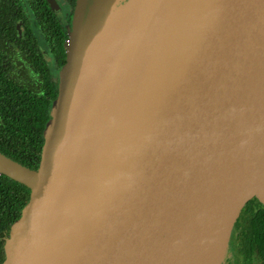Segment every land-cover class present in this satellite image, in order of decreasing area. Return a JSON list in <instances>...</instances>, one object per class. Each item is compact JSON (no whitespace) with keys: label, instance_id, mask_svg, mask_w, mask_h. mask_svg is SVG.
Listing matches in <instances>:
<instances>
[{"label":"water","instance_id":"1","mask_svg":"<svg viewBox=\"0 0 264 264\" xmlns=\"http://www.w3.org/2000/svg\"><path fill=\"white\" fill-rule=\"evenodd\" d=\"M120 1L75 0L38 168L0 153L2 264H223L264 206V0Z\"/></svg>","mask_w":264,"mask_h":264},{"label":"trees","instance_id":"2","mask_svg":"<svg viewBox=\"0 0 264 264\" xmlns=\"http://www.w3.org/2000/svg\"><path fill=\"white\" fill-rule=\"evenodd\" d=\"M63 1L71 8L75 5V0ZM37 37L49 43V53L60 69L65 63L67 34L48 2L0 0V153L31 170L38 168L43 130L58 91V82L52 81L33 45ZM29 192L25 185L0 175V264L9 228L20 217ZM249 208L264 211L256 199L245 206L244 212ZM252 220L251 227L241 230L243 242L250 234L264 231L263 214H255ZM240 224L235 225L233 233Z\"/></svg>","mask_w":264,"mask_h":264},{"label":"flooded vegetation","instance_id":"3","mask_svg":"<svg viewBox=\"0 0 264 264\" xmlns=\"http://www.w3.org/2000/svg\"><path fill=\"white\" fill-rule=\"evenodd\" d=\"M61 9V18L60 22L63 24V27L67 34V27L71 24V18L73 14L74 7L71 8L63 0H56ZM67 7V10L64 8ZM33 45L37 48V52L42 56L41 64L45 66V69H48L50 78L57 84V72H58V62L55 59V56L49 53L50 46L49 43L43 37H37ZM43 46H46L44 49ZM65 53V44L63 46ZM263 214L264 211L257 210L253 212L250 208L244 212H241V215L237 221H241L240 228L235 232L233 230L230 237L227 254L230 255L231 259L225 258L223 264H264V231H259L257 233L250 234L248 241H242V232L244 229L251 227L253 223L252 217L255 214Z\"/></svg>","mask_w":264,"mask_h":264},{"label":"bare ground","instance_id":"4","mask_svg":"<svg viewBox=\"0 0 264 264\" xmlns=\"http://www.w3.org/2000/svg\"><path fill=\"white\" fill-rule=\"evenodd\" d=\"M264 179L261 182V184L259 185V187L257 186L256 191H255V195H257L262 201H264Z\"/></svg>","mask_w":264,"mask_h":264},{"label":"rangeland","instance_id":"5","mask_svg":"<svg viewBox=\"0 0 264 264\" xmlns=\"http://www.w3.org/2000/svg\"><path fill=\"white\" fill-rule=\"evenodd\" d=\"M126 1H128V0H121L120 2H119V4H121V5H123L124 4V2H126ZM64 10H67V7H65L64 8ZM103 22V21H102ZM101 27H102V24L101 25H99V27H98V29L96 30V32L98 31V30H101ZM44 47V49H46V46H43ZM102 48H103V46H102ZM102 50V49H101ZM100 50V51H101ZM227 254V253H226ZM225 258H227V259H231V257H230V255H228L227 257L225 256ZM225 261V260H224ZM224 263V262H223Z\"/></svg>","mask_w":264,"mask_h":264}]
</instances>
